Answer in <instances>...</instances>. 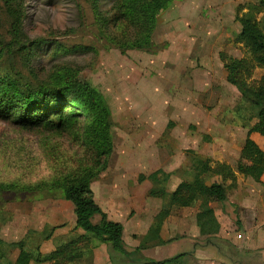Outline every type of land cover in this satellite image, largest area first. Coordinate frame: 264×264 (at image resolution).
Wrapping results in <instances>:
<instances>
[{
  "label": "rangeland",
  "instance_id": "rangeland-1",
  "mask_svg": "<svg viewBox=\"0 0 264 264\" xmlns=\"http://www.w3.org/2000/svg\"><path fill=\"white\" fill-rule=\"evenodd\" d=\"M114 1L99 0V8L104 14L111 13ZM20 4L24 14L23 29L27 38L30 39L29 43L36 41V45L33 53H26V55H23L17 47L12 46L11 17L5 1L0 0V52H2L0 68L21 72L29 78L35 75L46 77L56 69L63 71L72 69L82 80L100 90L111 108L114 138L110 165L101 173L100 178L112 180L130 176L132 181L135 178L142 181L149 171L147 155L141 153L140 150L143 146L141 137L133 138V143H137L134 144L135 150L131 154L127 152L131 140L126 136L125 124L131 116L135 117L134 114L140 115L141 99L144 98L143 102H146L151 98L149 94L143 93L135 86L136 82L139 85L146 77L152 82H161L157 76V66L160 65L163 59L161 57L164 56L161 54L159 57V53L168 48L170 44L173 45L176 37L186 35L188 39H194L190 44L188 43V46L194 47L198 54L213 51L214 56L220 49L222 59L225 61L230 58L249 59L248 49L240 35L242 25L239 18L250 17L257 20L264 28V8L259 0H167L158 11V23L154 32V40L158 43L157 53L141 49H129L122 52L98 24L92 0H20ZM112 31L109 30V32ZM207 39L209 41L205 42ZM218 39L220 40L215 42ZM203 44H208V46L216 44L217 46L212 47V50L208 47L202 49ZM201 59L199 58L198 62ZM242 74L239 71L237 77L239 78ZM262 75H264V68L257 67L252 79L258 80ZM238 78L235 79L237 85ZM230 81L232 82L231 79ZM230 90L236 91L233 82ZM241 96L238 97L236 104L241 100ZM135 103L139 104L135 105ZM234 106L220 108L216 114L218 120L222 123L240 125L236 123L237 120L235 121ZM253 121L255 120L251 123ZM179 134L183 136L184 130H179ZM81 136V131L75 129L48 131L41 126L26 129L11 121L0 120V183L31 185L35 189H40L39 183L59 180L69 174L81 173L91 153L88 144L82 141ZM200 148L204 149V143ZM186 156L192 157L179 154L173 164L181 163L183 168L187 167L185 165L190 163V160ZM193 157L195 160L191 159L192 169L182 170L179 183L185 179L195 180V185L203 188L219 183L218 180L222 179L221 172L217 168L219 161L212 162L203 153L198 157L194 155ZM242 158L239 162L243 161ZM205 159H207L206 164ZM139 162L143 169H135L136 173L127 165L139 164ZM126 165L128 166L127 171L124 169ZM164 171L169 176L166 179V176L160 174V179L164 182L161 181V184L157 186L165 187V192L169 194L177 188L179 183L177 184L178 181L175 179L174 189L169 191L173 182L172 171L169 168ZM177 172L179 173L180 170ZM132 181L126 186L128 190ZM222 181L228 180L222 179ZM230 184L227 185L229 194L235 186ZM103 192L102 189L99 190L102 196ZM157 192L162 193L163 197L166 194L162 191ZM38 194L40 192L33 194H25L21 191L3 193V198L7 201L4 203L2 200L4 211L0 214V239L18 241L26 235L29 229H35L39 237L46 240V236L56 224L67 222L72 217V207L66 201ZM167 196L165 195L160 203L154 201L158 207L161 205L159 214L162 218L160 220H166L167 215L173 209H176V215H180V218L188 219L190 211L188 207L196 206L198 208H221L225 213H219V217L221 216L226 226L231 228L240 224L241 220L236 215V206L231 202H221L222 205L216 207L218 202L200 195L189 206L180 203L171 206ZM165 205H170V210L166 211ZM61 226H55L56 236L59 235L58 230L62 228ZM197 227L202 238L184 237L183 239L175 234L174 242L166 246L164 251L156 252L153 256H156L155 258L169 257L183 250L194 249L193 243L196 241L201 245L200 248L207 246L209 251L212 250L213 264H221V262L222 264H238V260L241 261L240 258L245 253L236 254V249H238L235 243L236 236L212 235L213 242L206 244L205 227L200 219L197 221ZM217 227L221 229L220 225L213 226L214 229ZM63 233L56 238L54 245L64 242L75 232L68 229ZM49 243L52 245V240ZM166 243L168 242L165 241L160 245ZM251 253L259 254L257 250ZM112 263L115 264L113 261Z\"/></svg>",
  "mask_w": 264,
  "mask_h": 264
},
{
  "label": "trees",
  "instance_id": "trees-1",
  "mask_svg": "<svg viewBox=\"0 0 264 264\" xmlns=\"http://www.w3.org/2000/svg\"><path fill=\"white\" fill-rule=\"evenodd\" d=\"M4 1L11 17L12 46L17 47L23 55L33 53L36 41L29 43L30 39L23 29L24 14L20 0ZM92 1L98 24L122 52L141 49L157 53L158 43L154 40V32L158 11L167 0H115L113 10L107 14L99 8V0ZM259 2L264 8V0ZM239 20L242 25L240 35L248 49L249 59L230 58L226 67L231 70L244 69L238 78L243 94L233 107V112L236 123L249 129L244 147L251 153L253 161L250 165L239 162L236 170L261 181L264 150L250 137V133L259 132L264 135V75L258 80L252 79L257 67L264 68V28L250 17L242 16ZM0 120L11 121L26 129L41 126L48 131H81L80 138L88 144L91 152L81 173L39 183L40 189L31 185L0 183V214L4 211L2 200L4 203L7 201L3 193L21 191L25 194L40 192L38 195L43 197L70 200L76 215L75 233L64 242L57 243L48 253L41 250L43 239L35 229H29L18 241L0 239V264H94V250L101 243H107L110 251L120 254L121 261L132 260L134 264H177L178 259L187 254L181 252L172 257L154 259L142 254L143 244L129 250L123 239V224L109 220L95 201L91 183L108 168L113 151L111 108L100 90L82 80L77 72L72 69H56L46 77L35 75L29 78L21 72L0 68ZM252 120L255 121L251 123ZM217 164L224 181L234 179L230 165L221 161ZM160 174L166 176V179L169 176L164 169L159 168L149 178L154 190L165 192V187L157 186L163 181ZM230 185H235V182ZM165 195H168L171 206L176 203L189 206L200 195L211 201L225 202L227 186L220 182L203 188L196 186L195 180L185 179L172 193ZM171 206L165 205V210H170ZM78 228L84 232H77ZM52 235L53 232L47 238ZM149 238L151 236L148 234L146 239ZM212 240L213 237H208L205 242L209 244ZM164 242L162 239L155 241L156 244ZM110 258L115 264H120L111 253Z\"/></svg>",
  "mask_w": 264,
  "mask_h": 264
},
{
  "label": "crops",
  "instance_id": "crops-1",
  "mask_svg": "<svg viewBox=\"0 0 264 264\" xmlns=\"http://www.w3.org/2000/svg\"><path fill=\"white\" fill-rule=\"evenodd\" d=\"M192 40L194 39H188L186 35H180L174 39L173 45L170 44L168 48L159 53V57L161 54L164 57H161L163 59L157 66V76L161 79V82L157 81L158 86L157 82H152L148 77L143 78L139 85L136 82L135 86L140 88L143 93L149 94L151 98L146 102H143L144 98L141 99V113L130 117V120L125 124V133L131 140L127 151L129 154L135 150L134 144H137L133 143V138L141 137L143 146L140 150L141 153L147 155L146 159L149 165L146 177L142 181H139L138 178L132 181L130 176L113 180L99 177L91 183L94 199L109 220L123 224V239L127 248L134 250L143 244L141 252L146 257L168 258L165 256L155 258L156 256L153 254L164 251L166 246L174 242L175 234L180 235V238L183 239L184 237L202 238L197 227V221L200 219L205 227L204 238L212 235L236 236L235 243L238 246L236 254L239 252L251 253L255 250L259 252L258 255L244 254L240 258L241 261L238 260V264L242 262L244 264H264V172L261 181H256L252 176H246L236 170L242 157V163L246 165H250L253 161L251 153L244 147L249 129L241 125L222 123L216 116L220 108L234 106L238 97L242 95L243 89L236 84V80L237 73L239 71L244 73V69L231 70L226 67L227 60L222 59L220 49L214 56L212 55L213 51L202 52L203 55L198 54L194 47L188 46ZM208 41L207 39L205 42ZM216 46V44L209 46L203 44L202 49L208 47L212 50V47L216 48ZM199 58L202 59L198 62ZM230 79L237 92L230 90L232 83ZM146 91L149 92L146 93ZM137 104L139 103H135V105ZM179 130H184L183 136H180ZM250 137L264 150V135L259 132H251ZM202 143H204V149L200 148ZM197 153L198 155L203 153L212 162H225L233 168L235 186L231 194L227 192L229 199H226L225 202H231L236 206L237 214H235L240 218V224L231 228L226 226L221 216L219 217V213H225L221 208H198L196 206L188 207L190 208L188 219L180 218V215H176V209H173L167 215L166 220H160L162 218L159 214L161 205L158 207L157 203L162 201L163 195L154 190L149 175L159 168H169L172 171L173 181L172 188L169 190L171 191L174 189L175 179L178 181L177 184L181 181L182 170L184 168L192 169L191 159L194 158L193 155L198 157ZM179 154L192 156L191 158L186 156L190 160V163L185 165L187 167L183 168L181 163L173 164ZM140 162L127 165L136 173L135 169H143ZM127 165L124 167L126 171ZM178 170H180L179 173ZM130 180L132 184L128 190L126 186L131 183ZM233 180L223 182L221 179L218 182L227 186ZM100 189L104 191L103 196L99 193ZM61 200L70 204L73 214L67 222L55 225H62V228L58 230V236L63 235V232L68 229L73 231L76 223L73 202L63 198ZM218 203L216 207L222 205L221 202ZM214 225H220L221 229L219 227L214 229ZM55 226L50 232H53L52 237L47 238L49 233L46 240L43 239L41 245L43 253L52 251L56 246L54 244L58 236H56ZM76 231L84 232L81 228ZM148 234L151 238L146 239ZM157 239L168 243L165 245L156 244ZM51 240L52 245L49 243ZM193 246L194 249L181 251L187 252V254L180 257L177 264H213L214 256L211 249L209 251L207 246L200 248L201 245L196 241ZM110 253L121 264H134L132 260L121 261L120 254L110 251L107 243H101L95 248L94 264H113Z\"/></svg>",
  "mask_w": 264,
  "mask_h": 264
}]
</instances>
